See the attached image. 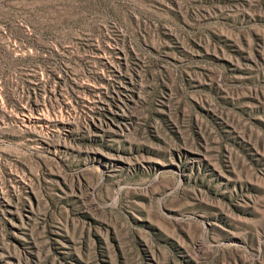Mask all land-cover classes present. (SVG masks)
Returning a JSON list of instances; mask_svg holds the SVG:
<instances>
[{"label":"rangeland","instance_id":"1","mask_svg":"<svg viewBox=\"0 0 264 264\" xmlns=\"http://www.w3.org/2000/svg\"><path fill=\"white\" fill-rule=\"evenodd\" d=\"M0 264H264V0H0Z\"/></svg>","mask_w":264,"mask_h":264}]
</instances>
